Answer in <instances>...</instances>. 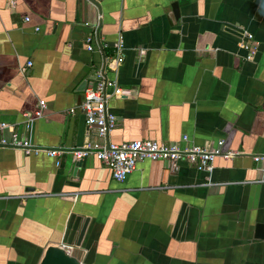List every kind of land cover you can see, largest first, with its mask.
I'll return each mask as SVG.
<instances>
[{
	"label": "crops",
	"instance_id": "1",
	"mask_svg": "<svg viewBox=\"0 0 264 264\" xmlns=\"http://www.w3.org/2000/svg\"><path fill=\"white\" fill-rule=\"evenodd\" d=\"M14 2L0 0V136L25 133V114L43 99L30 137L59 153L0 149V264H39L61 244L84 264H264L254 237L264 182L252 158L264 154V0ZM119 38L123 60L111 69ZM98 71L119 90L107 100L117 117L109 142L239 153L215 156L210 174L145 159L119 182L94 155L80 172L73 150L97 136L78 106Z\"/></svg>",
	"mask_w": 264,
	"mask_h": 264
},
{
	"label": "built area",
	"instance_id": "2",
	"mask_svg": "<svg viewBox=\"0 0 264 264\" xmlns=\"http://www.w3.org/2000/svg\"><path fill=\"white\" fill-rule=\"evenodd\" d=\"M9 3L13 5L15 2L14 0H9ZM28 20L29 17H25V21ZM92 42V36H88L86 38L88 50L93 49ZM240 45L247 51V58H251L256 48L253 35L245 30L242 31ZM114 47L113 54L107 56L105 59V62L111 69L116 68L123 60V45L120 38ZM31 65L32 62L27 61L20 68V72L25 73ZM108 87L113 88V91L108 92ZM118 91L116 81L108 79L101 71H98L96 76L89 81L84 89L83 101L78 107L85 117L87 127L95 131L97 140L89 141L82 148L73 150L78 158L94 155L109 168L115 180L119 182L124 181L136 169L137 163L145 159L151 161L167 160L171 162L185 160L194 165L198 171H206L210 174L213 168L212 161L215 156L230 158L239 153L232 151L221 152L219 148L205 149L188 144L182 147L178 142L166 143L151 139H135L121 143L109 142L108 134L115 127L117 117L108 110L107 100ZM45 108V100L39 99L35 110L25 114V133L12 132L9 137L0 136V149H18L25 154L45 153L48 156L56 157L59 153L56 148L35 144L30 137L33 121L44 116ZM69 111L73 113L75 108L73 107ZM6 126L7 124L0 123V129ZM181 139L186 143L188 141L187 135H183ZM252 158L262 173L260 180L264 182V154H253ZM60 247L71 254L70 249L73 248V245L61 244Z\"/></svg>",
	"mask_w": 264,
	"mask_h": 264
},
{
	"label": "water",
	"instance_id": "3",
	"mask_svg": "<svg viewBox=\"0 0 264 264\" xmlns=\"http://www.w3.org/2000/svg\"><path fill=\"white\" fill-rule=\"evenodd\" d=\"M94 3H97V0H91ZM172 12L175 16V18L179 17L178 7L176 2H173L171 4ZM99 35V33H97ZM229 149V147H228ZM87 157H82L80 160L76 162V167H80V172L83 170L85 166ZM208 173V172H207ZM88 219L86 218L76 240V246L80 245L81 240L83 238V235L85 233L86 227H87ZM254 237L264 239V222L263 223H257L255 225L254 229ZM39 264H84L82 261H80L77 257L74 255L68 253L63 249L62 247L58 245H52L48 246L44 252V255L39 262Z\"/></svg>",
	"mask_w": 264,
	"mask_h": 264
}]
</instances>
